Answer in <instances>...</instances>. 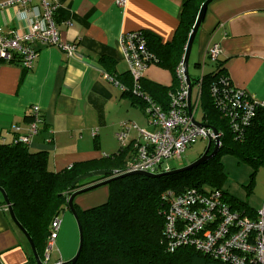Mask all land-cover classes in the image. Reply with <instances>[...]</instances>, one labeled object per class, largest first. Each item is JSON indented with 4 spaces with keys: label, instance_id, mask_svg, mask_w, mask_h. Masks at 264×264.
I'll return each mask as SVG.
<instances>
[{
    "label": "crops",
    "instance_id": "crops-1",
    "mask_svg": "<svg viewBox=\"0 0 264 264\" xmlns=\"http://www.w3.org/2000/svg\"><path fill=\"white\" fill-rule=\"evenodd\" d=\"M16 1L0 0V25L4 32L15 30L23 35L30 31L33 15L15 5ZM55 1L59 45L35 43L39 56L31 70L17 62H0V141L13 142L16 127L27 133L25 117L39 107L42 123L29 149L49 152L50 169L61 172L118 153L121 145H116V134L123 123L135 124L132 115L127 120L117 116L122 108L141 110L109 73L114 66L117 75L129 74L121 40L147 30L162 42H171L187 0H126L123 6L118 5L119 0ZM38 5L39 0H34L28 9ZM69 44L76 48L73 56L61 49ZM214 45L220 49L218 61L234 86L264 104V0L212 2L192 49L195 69L201 74L198 77L214 70L206 58ZM143 78L164 87L173 84L171 73L154 64ZM149 110L147 106L146 112ZM135 119L140 126L139 117L135 115ZM150 125L153 134L157 126L151 118L145 133L152 129ZM137 136L132 131L131 145ZM102 187L78 195L74 200L77 211L106 203L109 190ZM60 221L49 264L71 262L79 251V226L69 207ZM31 257L35 260L32 246L13 222L7 205H0V264H28Z\"/></svg>",
    "mask_w": 264,
    "mask_h": 264
},
{
    "label": "trees",
    "instance_id": "trees-1",
    "mask_svg": "<svg viewBox=\"0 0 264 264\" xmlns=\"http://www.w3.org/2000/svg\"><path fill=\"white\" fill-rule=\"evenodd\" d=\"M206 1L187 0L184 3L180 25L171 42L164 43L147 30L137 31L145 42L146 50L153 56L152 64L173 76L171 87L142 78L139 80L140 89L135 94L132 92L134 83L131 75L119 76L115 67H111L109 73L114 82L125 88L126 95L147 117L150 115L146 108L150 104H157L166 111L171 108V98L180 87L177 70L184 60L189 37ZM213 65L215 68L211 73L190 78L192 87L200 88L204 111L202 124L217 131L220 151L208 162L192 169L173 173L196 161L181 169L170 164V171L155 174L161 175L158 178H120L128 174V164L133 161L135 151L130 145L120 147L117 154L109 157L54 172L49 166V152H33L29 149L31 144L19 143L17 140L21 133L14 130L17 138L13 142L0 141V188L5 191L18 222L32 238L40 258H43L51 236L52 224L60 220L70 198L82 189L113 178L106 185L109 188L106 203L86 211H77L74 205L83 236L81 252L74 264H223L197 250L193 242L201 241L203 232L195 231L193 236L182 238L189 227L192 228L189 220L179 216L174 224L170 221L180 200L188 195L197 201L190 207L194 211H204L207 202H213L209 209L218 218L214 225H208L210 230L223 222L218 211L220 207L233 215L256 217L255 210L222 190L227 174L223 172L220 156H234L251 165L255 171L264 167V106L234 86L223 63L218 61ZM238 100L240 103L236 105ZM246 105L252 107L253 113L248 121L244 120L248 111ZM33 122V112L29 111L25 123L29 127ZM213 150L214 146L209 153ZM96 171H106L109 175L74 186L79 177ZM246 188L249 190L251 186ZM0 205L6 206L3 197ZM28 264L37 263L31 257Z\"/></svg>",
    "mask_w": 264,
    "mask_h": 264
},
{
    "label": "built area",
    "instance_id": "built-area-1",
    "mask_svg": "<svg viewBox=\"0 0 264 264\" xmlns=\"http://www.w3.org/2000/svg\"><path fill=\"white\" fill-rule=\"evenodd\" d=\"M33 2L34 0H17L14 3L27 14L31 12L33 15L28 33L20 35L15 30L4 32L0 25V62H17L31 70L39 56V50L35 47V43L47 47L59 45V30L56 22L58 5L56 1L39 0L38 6L28 9V6ZM125 3L126 0L118 1L120 6ZM121 44L125 60L129 66V74L134 83L132 91L137 94L140 89L139 80L144 77L152 65L153 56L146 50L145 42L137 32L125 35ZM61 49L73 56L76 48L73 44H69L61 46ZM219 53V47L214 45L207 51L206 58L210 63L216 64ZM183 66L184 63L182 62L177 70L180 87L171 98V108L166 111L157 104L149 105V115L157 126L156 132L147 134L139 130L136 125L125 122L116 134V138L123 148L132 144V131L136 130L138 134L133 142L135 153L132 158L133 161L128 164V173L146 172L154 175L166 173L171 170L170 161L181 160L186 151L198 140L211 141L215 145L216 139H220L219 134L216 135L211 128L199 127L194 123L196 108L192 109V106H189L190 93ZM240 92L243 93L244 91L241 90ZM200 94L199 91L197 105L200 104ZM236 102L238 105L240 100ZM262 105L264 106V104ZM245 107L248 108V111L244 120L248 121L253 117L252 107L250 105ZM31 111L34 122L30 124L28 132L23 134L20 127L14 128L16 132L21 133L17 141L26 145L32 143L33 138L39 132V125L42 123L40 108L33 107ZM196 202L193 196L188 195L180 200L178 208L176 207L172 212L171 224H174L179 216L192 223V228L189 227L182 238L193 236L195 231L203 232L202 240L193 242L196 244L197 250L203 254L211 255L223 264H264V205L256 213L255 219L233 215L226 208L220 207L218 211L223 222L219 227L210 230L207 229L208 225H214V221L218 218L209 209L213 202L208 201L204 211L202 209L191 210L190 207ZM60 228L61 221L56 220L52 224V233L47 242L42 264H49L50 254L59 237ZM54 264L66 263L61 260Z\"/></svg>",
    "mask_w": 264,
    "mask_h": 264
},
{
    "label": "rangeland",
    "instance_id": "rangeland-1",
    "mask_svg": "<svg viewBox=\"0 0 264 264\" xmlns=\"http://www.w3.org/2000/svg\"><path fill=\"white\" fill-rule=\"evenodd\" d=\"M193 51V50H192ZM210 64V62H208ZM190 76L194 78H199L201 74L195 69L194 56L191 53L190 57ZM199 89V88H198ZM197 88L193 90V106L197 103V94L199 93ZM123 113L118 115L123 119H129L130 115L134 119V124L137 128L143 132H146L144 128L148 127V122L150 118L146 117L144 111L142 110H133L128 108H122ZM195 121L201 123L204 116L202 102L197 107L195 112ZM135 115L139 117V124ZM136 120V122H135ZM150 127L148 134H151L154 130V126ZM117 139V138H116ZM118 141V139H117ZM209 142L204 140H198L192 147H190L184 154L181 160H172L170 164L173 168H184L186 165H190L192 162L197 161L199 157L204 154L206 148L208 147ZM116 145H119V141L116 142ZM120 146V145H119ZM220 161L224 165L223 172L227 174V178L224 180L222 190L229 193L230 195L240 199L245 204L248 205L250 209L259 212L264 205V167H261L257 171L247 164L246 162L240 161L238 158L231 156L229 154H222L220 156ZM251 186L248 190L246 187ZM103 189H108V186H103ZM61 229V228H60Z\"/></svg>",
    "mask_w": 264,
    "mask_h": 264
},
{
    "label": "water",
    "instance_id": "water-1",
    "mask_svg": "<svg viewBox=\"0 0 264 264\" xmlns=\"http://www.w3.org/2000/svg\"><path fill=\"white\" fill-rule=\"evenodd\" d=\"M214 1L215 0H207L203 4V6L201 7V10H200V13L198 15L196 24H195V26H194V28L192 30V33H191V35L189 37V41H188V44H187V47H186V53H185V57H184V62H183L184 63V66H183V68H184L185 77H186V81H187V85L189 87V93H190V96H189V105H191V97H192V92H193L191 78H190V73H189L190 57H191V53H192V49H193V45H194L196 36H197V34H198L201 26H202V23L204 21L206 12L208 10V7ZM194 123L197 126H199V127H207V126H205L202 123H198V122H195V121H194ZM214 133L216 135L218 134L216 130H214ZM212 146H214V150H213L212 153H209ZM219 151H220V139H216L215 145H213V143L210 141L209 144H208V147H207L206 151L204 152V154L194 164H191L189 167H187L185 169H182L180 171L173 172V173H179L181 171H185L187 169H192V168H194L196 166H199L201 164H204L205 162H208L209 160H211L212 158H214L218 154ZM108 175H109V173L106 172V171H96V172H92V173H89V174H86V175H83V176L79 177L76 180V182L74 183V186L77 185L79 182H82V181H85V180H88V179L97 178V177H106ZM129 176H141V177H149V178H158L161 175H153V174L146 173V172H134V173H128L126 175H122V176H120V178H125V177H129ZM112 180H113V178L107 179V180H104L103 182H100V183H97L95 185L89 186V187H87L85 189H82V190L76 192L70 198V200H69L68 207L72 211L74 217L77 220V223H78V226H79V232H80V247H79V251H78L76 257L71 261V264H74L77 261L79 255H80V252H81L82 244H83L82 225H81V222L79 220V216H78L77 211H76L75 206H74L75 205L74 204V200H75V198L78 195L84 194V193L89 192L91 190H94V189H96L98 187L108 185ZM0 193L2 194V197L4 199V202L6 203V205L8 207V210H9V213H10V216H11L13 222L18 227V229H20V231L23 233V235L27 238V240L29 241L30 245L32 246L33 253H34V257H35V260H36L37 264H42V262L40 260V257L37 254V251L35 249L34 243H33L32 239H31L29 233L18 222L17 218L15 217V213L13 211V208L10 205V202L8 200V197H7L5 191L2 188H0Z\"/></svg>",
    "mask_w": 264,
    "mask_h": 264
},
{
    "label": "clouds",
    "instance_id": "clouds-1",
    "mask_svg": "<svg viewBox=\"0 0 264 264\" xmlns=\"http://www.w3.org/2000/svg\"><path fill=\"white\" fill-rule=\"evenodd\" d=\"M183 62H184V60H183ZM193 88V87H192ZM199 88V87H198ZM193 90V89H192ZM193 93V92H192ZM192 97H191V105H189L190 107L192 106ZM196 122V121H195ZM65 263V262H64Z\"/></svg>",
    "mask_w": 264,
    "mask_h": 264
}]
</instances>
